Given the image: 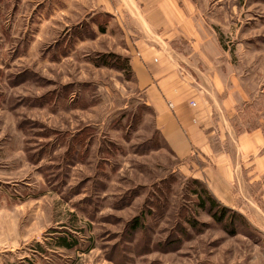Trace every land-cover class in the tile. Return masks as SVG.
Segmentation results:
<instances>
[{"label": "rangeland", "instance_id": "374dc122", "mask_svg": "<svg viewBox=\"0 0 264 264\" xmlns=\"http://www.w3.org/2000/svg\"><path fill=\"white\" fill-rule=\"evenodd\" d=\"M188 2L242 76L252 126L264 0ZM108 20L85 0H0V264H264V177L242 172L238 206L200 208L204 161L166 148L132 73L96 65L116 54Z\"/></svg>", "mask_w": 264, "mask_h": 264}, {"label": "crops", "instance_id": "0c3cea01", "mask_svg": "<svg viewBox=\"0 0 264 264\" xmlns=\"http://www.w3.org/2000/svg\"><path fill=\"white\" fill-rule=\"evenodd\" d=\"M85 1L109 18L101 34L128 59L166 148L180 160L204 161L199 175L213 198L238 206V197L247 198L235 194L238 185L241 192L242 172L251 183L264 177V112L247 125L246 84L200 22L195 2Z\"/></svg>", "mask_w": 264, "mask_h": 264}, {"label": "trees", "instance_id": "16d2710c", "mask_svg": "<svg viewBox=\"0 0 264 264\" xmlns=\"http://www.w3.org/2000/svg\"><path fill=\"white\" fill-rule=\"evenodd\" d=\"M100 32L103 33V29H100ZM107 58L110 59L112 61L113 64H111V62H107ZM98 60L96 61V65H101L103 67H109L108 65H114L116 66L118 69H122V70H126L128 73H132L130 65H129V61L126 57L117 55V54H112V53H108V54H102L99 55ZM196 195L198 196V203L200 208L202 209H210L215 210L217 208L221 209L222 212L226 211V208L221 207V205L213 198V196L210 194L209 191H207L205 188H203L202 192L200 194L196 193ZM223 215V218L224 219ZM222 221V220H220ZM64 247H73V244L69 245V244H63Z\"/></svg>", "mask_w": 264, "mask_h": 264}]
</instances>
